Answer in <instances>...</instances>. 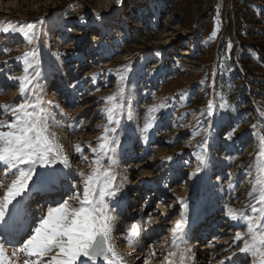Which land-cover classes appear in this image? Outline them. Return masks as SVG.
I'll return each mask as SVG.
<instances>
[{"label": "rangeland", "instance_id": "rangeland-1", "mask_svg": "<svg viewBox=\"0 0 264 264\" xmlns=\"http://www.w3.org/2000/svg\"><path fill=\"white\" fill-rule=\"evenodd\" d=\"M242 66L264 82V0H0V122H12L21 103L37 105L54 151L69 161L67 170L52 166L58 192L33 195L43 187L37 166L22 194L26 228L0 236V264L36 259L12 253L49 207L82 198L80 174L97 160L122 186L119 204L105 197L116 264H182L181 253L183 264H258L239 248L264 237V93L248 90ZM36 70L35 89L13 79ZM106 127L118 144L93 152ZM7 172L0 165V199L16 175Z\"/></svg>", "mask_w": 264, "mask_h": 264}, {"label": "snow or ice", "instance_id": "snow-or-ice-1", "mask_svg": "<svg viewBox=\"0 0 264 264\" xmlns=\"http://www.w3.org/2000/svg\"><path fill=\"white\" fill-rule=\"evenodd\" d=\"M28 28L32 35H29L27 31L23 34L31 43L33 36L36 35L35 26L29 25ZM3 31L8 32L9 29L4 28ZM31 67L30 64L29 68ZM27 71L28 69H25V72ZM39 77L40 72L36 70L35 75L31 78L25 75L13 79L21 81L22 89L25 85L35 89ZM124 78L121 76V79ZM23 94L22 91L21 95ZM119 107L120 105L113 103L111 107L107 108L109 124L113 123L114 110ZM29 108L32 110L29 111ZM208 109V115H213L212 105H208ZM11 111L14 120L7 124L0 122V127L6 126L9 129L0 131V165L7 166L6 174H11V170L15 169L16 175L7 185L3 198L0 199V236L18 235L25 228L22 214L23 202L16 198L25 192L37 166L45 170L37 172L34 183L56 182L59 179V174L52 166L57 163L69 167L67 155H61L54 151L52 140L47 135L46 118L41 115L42 108H38L37 105L21 103ZM115 123L119 124L120 121L117 120ZM116 131V128L111 129L113 133ZM143 131L147 132L148 127H145ZM231 131L230 125L224 128L225 133ZM108 132L109 129L106 127L105 135L100 137L101 143L97 148L92 149L93 152L114 151L118 141L114 136L109 137ZM228 138L230 136H225V139ZM203 143L206 144L207 141ZM76 151L80 152L79 146L76 147ZM196 159L199 162L198 170L199 166L207 163L206 154L198 155ZM95 163L97 167L93 168L90 175L85 177L84 173L80 174L83 182L82 198L77 192L69 199L49 207L46 214L40 216L38 225L34 226V231L31 232L23 247L13 251V256L19 251L28 257H36L35 260L25 259L24 264H90L98 257H103L108 264H116L117 254L110 243L116 225V216L112 214L115 209L109 207L105 197L119 204L122 186L114 183L116 177L110 169L102 170L99 160ZM20 165H27V170L20 168ZM72 187L76 188L77 185H72ZM72 199L79 201V207L71 206L70 200ZM13 201L16 203L13 204ZM9 205L12 206L9 207ZM243 215L240 213L241 217ZM228 216L232 220L238 219L237 214L231 208L228 209ZM183 223V221H177L176 230L181 229ZM176 230L173 232L174 236L177 234ZM236 239H241L239 234ZM262 249H264V237L261 238L260 246L256 245L255 240L252 243L245 241V245L239 248V252L259 257L258 264H264V250ZM170 255H174V253H170ZM49 256L50 259L45 261L44 258ZM3 258L4 243L0 242V260ZM120 259L122 264V258ZM183 259L184 253H181L182 264ZM227 260L232 261L233 257H228ZM145 264H147V260ZM221 264H226V261H221Z\"/></svg>", "mask_w": 264, "mask_h": 264}, {"label": "bare ground", "instance_id": "bare-ground-1", "mask_svg": "<svg viewBox=\"0 0 264 264\" xmlns=\"http://www.w3.org/2000/svg\"><path fill=\"white\" fill-rule=\"evenodd\" d=\"M67 168L68 167H65V169L64 170H67ZM65 172V171H64ZM62 181H60V175H59V179L56 181V182H54V183H42V185H43V187H41L39 190V193H38V191H32V194L34 195V194H37V195H40V194H46V193H53V192H58L59 190H55V185H57V183H59L60 185H58V186H61V183ZM52 189V190H51ZM57 189V188H56ZM53 191V192H52ZM32 194H31V197H32ZM30 197V198H31ZM17 200H20V201H25V199H28V196L25 194L24 196L23 195H21V196H19V197H17L16 198ZM16 203V201H13V204H15ZM23 205V204H22ZM12 205H9V207H11ZM210 210H213V208H211ZM213 212V211H212ZM206 213V212H205ZM204 212H203V214H205ZM22 214H23V218L25 219L26 218V216H28V212H24L23 210H22ZM202 214V217L204 216ZM210 214V212H208V213H206V215H209ZM26 220V219H25ZM25 225H26V223H25ZM25 228H26V226H25ZM24 228V229H25ZM90 263H92V264H107L108 262L106 261V260H104V258L103 259H100V260H95V261H92V262H90Z\"/></svg>", "mask_w": 264, "mask_h": 264}, {"label": "trees", "instance_id": "trees-1", "mask_svg": "<svg viewBox=\"0 0 264 264\" xmlns=\"http://www.w3.org/2000/svg\"><path fill=\"white\" fill-rule=\"evenodd\" d=\"M241 71H242V75L243 76H249L250 79H248L247 81L244 82V84H246L248 86V90L253 92L254 95H258L260 96L261 99H263V93H264V82H259V78H255L252 76V72L251 70H248L247 67L242 66L241 67ZM251 104H253L254 106V102H252Z\"/></svg>", "mask_w": 264, "mask_h": 264}, {"label": "water", "instance_id": "water-1", "mask_svg": "<svg viewBox=\"0 0 264 264\" xmlns=\"http://www.w3.org/2000/svg\"><path fill=\"white\" fill-rule=\"evenodd\" d=\"M103 257H98L97 259H102Z\"/></svg>", "mask_w": 264, "mask_h": 264}]
</instances>
